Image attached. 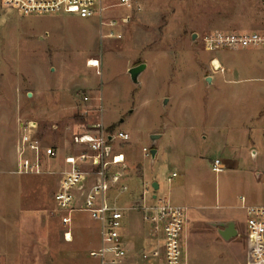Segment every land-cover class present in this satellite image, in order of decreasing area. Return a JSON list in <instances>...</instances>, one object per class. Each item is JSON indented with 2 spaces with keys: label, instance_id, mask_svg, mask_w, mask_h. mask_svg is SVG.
I'll list each match as a JSON object with an SVG mask.
<instances>
[{
  "label": "rangeland",
  "instance_id": "rangeland-1",
  "mask_svg": "<svg viewBox=\"0 0 264 264\" xmlns=\"http://www.w3.org/2000/svg\"><path fill=\"white\" fill-rule=\"evenodd\" d=\"M130 1L104 0L105 22L117 25L103 28L98 18L20 17L0 0V177L12 180L0 187V264H98V222L60 210L56 192L65 158L79 152L73 138L99 124L131 136L116 146L130 188L122 208L157 183L160 198L188 209L187 264H249L245 208L264 205V48L215 53L205 38L264 31V0ZM142 64L135 83L129 71ZM29 121L58 153L41 175L14 173L19 126ZM145 148L158 151L154 162ZM215 160L223 173L213 171ZM216 218L234 220L239 236L223 242L208 224ZM135 225L150 230L141 213L125 212L123 233ZM146 238L135 250L155 244Z\"/></svg>",
  "mask_w": 264,
  "mask_h": 264
},
{
  "label": "built area",
  "instance_id": "built-area-1",
  "mask_svg": "<svg viewBox=\"0 0 264 264\" xmlns=\"http://www.w3.org/2000/svg\"><path fill=\"white\" fill-rule=\"evenodd\" d=\"M1 3L20 17L65 14L82 19L98 18L103 28L117 25L116 21L105 22V13L109 7L105 6L104 0H1ZM121 5L132 8L130 0H121ZM108 37H113V33ZM205 44L209 51L215 53L222 50L261 49L264 48V31H216L205 38ZM89 99L84 98L85 101ZM98 127L99 132L78 135L72 140L79 152L65 158L67 167L61 173L56 192L58 208L70 213L88 212L98 222L101 245L91 255L98 264H187L181 240L188 209L160 198L153 185L148 184L139 202L122 208L119 200L130 188L126 184V156L118 147L119 143H128L131 136L122 131L104 132L100 124ZM19 128L22 135L16 147L17 170L14 173H45L44 160L56 158L57 151L45 149L38 135L37 122H23ZM143 153L146 159H151V149L145 148ZM212 169L216 174L225 171L220 160H215ZM176 176L173 174V178ZM241 199L243 203L246 201L244 197ZM245 209L248 213L249 264H264V205ZM125 212H139L143 215L157 239L156 245L135 250L124 241Z\"/></svg>",
  "mask_w": 264,
  "mask_h": 264
},
{
  "label": "crops",
  "instance_id": "crops-1",
  "mask_svg": "<svg viewBox=\"0 0 264 264\" xmlns=\"http://www.w3.org/2000/svg\"><path fill=\"white\" fill-rule=\"evenodd\" d=\"M64 163H65V160H64ZM177 175V174H176ZM10 181H12V180H10L9 178H6V177H0V187H7V186H9L8 184L10 183ZM59 181H60V177H59ZM59 181H58V185H59ZM153 184H155V183H152V185ZM144 186V185H143ZM159 190H160V186H159ZM2 193V190H0V194ZM120 200H121V198H120ZM120 200H119V202H120ZM124 201H125V203L126 204H128V203H131V201H132V199L131 198H125L124 199ZM123 201V202H124ZM134 202H136V201H134ZM135 203H131V205H129V206H127V207H130V206H132V205H134ZM228 221H234V220H232V219H223V218H220V219H214L213 221H210V222H208V224L210 225V226H212V223H214V222H228ZM235 222V221H234ZM133 227V229H131V232H130V230L128 231L127 229V231L126 232H124V241L129 245V246H131V247H133V248H135L134 246V242H136V240H138L139 239V235H141V234H145V238H146V236H147V240L148 241H150V239H151V237H152V240L155 242V241H157V239H156V237H154L153 236V234H152V232H151V230H149V231H147V234H146V232H145V230L144 229H142V228H139V226H137V225H135V226H132ZM213 228H215L214 226H212ZM236 229H237V226H236ZM144 230V231H143ZM218 230V229H217ZM237 231H238V229H237ZM66 234H68V233H66ZM239 231H238V234H237V236H234V237H232L231 239H229V240H224V238L222 237V236H220V233H219V231H218V235L220 236V238L222 239V241L223 242H231V241H233L234 239H236L238 236H239ZM98 235H99V231H98ZM100 237V236H99ZM67 240H69V241H73V235H71V233L69 232V234H68V236H67ZM248 243V239H247V242H246V244ZM152 245H154V244H152ZM151 245V246H152ZM155 245H156V242H155ZM247 248H248V245H247ZM140 249H142L141 247H140Z\"/></svg>",
  "mask_w": 264,
  "mask_h": 264
},
{
  "label": "water",
  "instance_id": "water-1",
  "mask_svg": "<svg viewBox=\"0 0 264 264\" xmlns=\"http://www.w3.org/2000/svg\"><path fill=\"white\" fill-rule=\"evenodd\" d=\"M195 39H196V35H194V40ZM146 67L147 66L145 64H142V65L135 67L129 71V74L135 83L139 82V80H138L139 76L146 69ZM207 82H208V84H211L212 81L209 78L207 80ZM166 103H167V100H166L165 104ZM159 138H160V136H157V135L152 136L151 140H152L153 144H155ZM157 154H158V151L155 148H153L151 150V158H152L153 162L155 161ZM153 188H154L155 192H158L159 185L157 183H155V184H153ZM212 226H214L215 228L218 229L220 236H222L224 238V240H226V241L231 239L234 236H237V234H238V231L236 229V222H234V221L214 222V223H212Z\"/></svg>",
  "mask_w": 264,
  "mask_h": 264
},
{
  "label": "bare ground",
  "instance_id": "bare-ground-1",
  "mask_svg": "<svg viewBox=\"0 0 264 264\" xmlns=\"http://www.w3.org/2000/svg\"><path fill=\"white\" fill-rule=\"evenodd\" d=\"M96 63V64H95ZM99 65V63L96 61V62H93L92 61V64H91V66H94V67H97Z\"/></svg>",
  "mask_w": 264,
  "mask_h": 264
}]
</instances>
